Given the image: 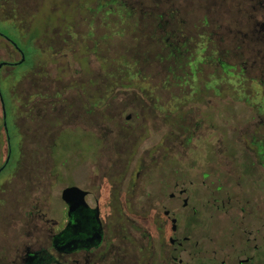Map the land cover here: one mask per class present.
I'll return each instance as SVG.
<instances>
[{
    "label": "flooded vegetation",
    "instance_id": "flooded-vegetation-1",
    "mask_svg": "<svg viewBox=\"0 0 264 264\" xmlns=\"http://www.w3.org/2000/svg\"><path fill=\"white\" fill-rule=\"evenodd\" d=\"M42 4L0 0L1 21L16 20L21 10L17 24L32 37L35 57L46 58L47 46L54 49V87L45 67L37 80L31 78L37 59L21 77L27 136L52 117L80 127L91 142L95 128L109 147L122 149L101 153L106 162L99 165V186L69 187L81 191L72 195L70 213L63 191L54 213L44 187H8L18 171L13 169L0 184V264H264V0H85L92 17L88 35L102 32L104 64L110 17L118 16V31L130 33L134 44L119 59L137 68L132 78L155 80L143 90L108 87L106 65L97 74L100 88L89 82L87 89L62 88L72 62L83 59L71 72L80 75L90 64L85 53L97 58L99 45L78 43V0H62L67 22L39 26L33 34L31 17ZM53 5L49 11L55 12ZM15 55L20 60L12 61ZM0 58V76L6 77V69L25 62V53L13 51L6 40ZM116 95L133 111L124 120L121 112L109 119ZM225 108L234 113L227 115ZM98 111L102 119L94 120ZM148 133L150 148L135 152ZM5 145L0 173L9 162L6 140ZM130 160H137L136 173L127 179ZM111 165H118L115 173L122 178L105 187ZM156 170L159 191L134 200L139 189L151 187ZM19 175L29 181L28 173ZM122 187L130 188V198Z\"/></svg>",
    "mask_w": 264,
    "mask_h": 264
},
{
    "label": "rangeland",
    "instance_id": "rangeland-1",
    "mask_svg": "<svg viewBox=\"0 0 264 264\" xmlns=\"http://www.w3.org/2000/svg\"><path fill=\"white\" fill-rule=\"evenodd\" d=\"M20 1L21 0H19V2ZM52 3H54L53 6L57 7V11L55 12L49 11V7ZM78 3V43L81 44L80 41L87 43L86 45L88 46V49H92V47L94 48L95 43H98L99 47L95 49L97 58L92 57L91 54L85 53V55L89 57L87 62L90 64H87L85 70H81L82 72L80 75L75 76L71 74V72L74 71V68L80 67V65L77 63L83 62L81 55L78 54L76 60H81L79 62L77 61V63L72 62V71H68L69 73L65 74L63 78H61V87H83L84 89H87V83L89 82L91 83V88H100L102 85V80L98 75L99 71L102 69V65H106L107 67V69L103 72V75L108 76V87L111 89L123 88L131 90H143L154 87L155 80L152 78L144 79L142 78L143 75L132 78L136 75L135 72L137 71V68L135 66L133 67V64L129 63L130 61L128 59L126 61H120L124 59V57L119 59L120 57L128 56L126 53H124V50H127L126 47H131L134 44V41L129 32H120L114 26L116 23H119L118 16L110 17L109 20V50L107 53L108 64L103 63L105 61L102 60V42L100 41L102 32H94L96 33L95 36L90 38L88 35L90 29L87 26L88 23H91L92 18L91 12L88 10L90 5L85 4V0H78ZM20 7L22 6L20 5ZM68 12L69 9L67 11L65 8H63L62 0H43L40 11L37 14H33L31 17L32 24L36 25L33 34H38L39 30L36 31V29L39 26H41L40 29H42V26H45L46 24L50 26L55 23L58 24L61 22H67L69 19ZM21 16H23V14H21V10H18L16 12V20H8L5 22L1 21L0 19V44L8 40L10 42V46L13 48V51L19 50L20 52L25 53L24 63H20L17 66L6 69L8 70L6 77L4 75L0 76V107L5 114V121H3L1 124V127H3L5 130V139L2 138L3 130L0 128L1 164L3 162L4 151L6 148L5 140L8 141V148L10 152V155L8 156L9 162L5 166L4 170L0 173V184H2L7 178H10L14 172L13 169L17 168L18 171L15 172L13 179L11 178L9 183L7 182L9 185L8 187H23L25 189L26 187H44L46 192V204L53 208L52 211L54 213H57L60 206L59 198L61 192L69 187L99 186L101 182L100 180L102 178L99 165L103 162H106V160L101 159V153L109 151L118 152L122 148L115 144L114 146L110 144L109 147L106 142L107 140H103L101 137L102 135L97 133L95 128L93 140L91 142L89 137L80 133V127L68 124L67 120L55 119L52 117L51 122H44V124L42 123L39 133H37V131L34 133L33 131L31 132V137L27 136V123L25 121L23 112V89L26 84L25 80L23 81L21 77L30 71L31 66L34 65V61L37 59L35 70L31 72V78L37 80L36 77H40V75H38L41 71L40 67H45V70L49 72L51 78L49 81V87H54L53 80L55 77V65L51 62V56H54V49H52L53 52H50L51 49H49L47 44L45 45L47 46L46 50L48 53L46 58L35 57L37 55V50L30 42L32 37H26V35L21 32V29L19 28L20 25L18 26V21L21 20ZM101 22V17L97 19L95 18L93 20L95 28L99 27ZM46 39L49 40V38ZM49 42V46L53 44L52 41ZM18 60H20L18 55H15L12 59V61ZM83 66H85V64ZM127 67L131 70H127ZM127 71H129V76ZM131 90H128L127 92L130 93ZM141 97L148 99L151 98V95H142ZM66 98L69 99L70 97L66 96ZM123 98L124 97L122 95H116L112 97L111 100L113 101L111 103L113 105L110 107L109 119L117 120V116L120 112L122 114L121 119L123 120L125 119L126 115L130 113L133 114V111H129L125 108L126 103ZM93 102L97 103V100H94ZM223 111H225L227 115L234 113L232 110L229 111L227 108L223 109ZM101 113V111L94 113L93 119H102L100 117ZM34 119L35 118H33V120ZM34 128L37 129V126L35 125ZM76 128L78 130H75ZM146 136L147 137H144L140 142L135 152L141 153L147 151L150 148V134L148 133ZM115 141L121 142V139L116 138ZM27 153H30L31 155L29 154L28 156ZM35 154L36 156H33ZM38 156L39 159L35 160ZM131 161L132 160H130V162ZM136 161L137 160L132 161L126 166L127 179L136 173ZM118 168V165H116V167H113V165L109 166L107 174L104 177L106 181H103V185H105V187H113L114 185L120 184L119 182L122 178V175L115 173ZM22 173H28V175H30L29 181H21L19 174ZM222 180L224 181V179ZM161 183V172L160 170H156L152 173V175L149 176L148 185L151 187H144L141 190L139 189L133 199L139 202L149 199L147 198V195L151 193L150 189L153 190V193H156L159 191ZM122 191H125L124 193L126 195V199L130 198L132 195L129 187H122Z\"/></svg>",
    "mask_w": 264,
    "mask_h": 264
},
{
    "label": "water",
    "instance_id": "water-1",
    "mask_svg": "<svg viewBox=\"0 0 264 264\" xmlns=\"http://www.w3.org/2000/svg\"><path fill=\"white\" fill-rule=\"evenodd\" d=\"M81 194V191L77 190L76 188H66L63 190L61 194L62 201L68 206L69 213L73 210L72 205V195Z\"/></svg>",
    "mask_w": 264,
    "mask_h": 264
}]
</instances>
